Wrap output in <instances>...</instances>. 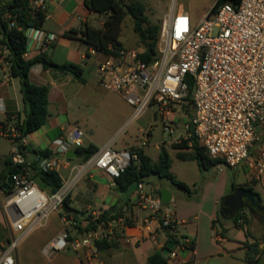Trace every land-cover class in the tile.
Instances as JSON below:
<instances>
[{"label": "built area", "instance_id": "2783aa9c", "mask_svg": "<svg viewBox=\"0 0 264 264\" xmlns=\"http://www.w3.org/2000/svg\"><path fill=\"white\" fill-rule=\"evenodd\" d=\"M31 4L34 9L48 12L47 0H32ZM212 8L196 26L186 13L173 10L166 16L160 24L158 56L153 61H144L140 57L142 51L126 47L114 54H104V61L98 65L100 83L106 90L122 95L134 109L132 123L155 106L164 131L173 135L179 128L184 130L174 139L176 143L187 141L192 146L197 142L211 158L230 168L243 165L259 179L264 172V0L228 1L215 12ZM25 34L27 53L34 44L46 51L57 39L42 28H29ZM0 48L4 78L8 80L9 65L4 60L7 49ZM191 83L194 91L189 101ZM190 102L191 117L180 121L177 114L183 113ZM18 136L12 122L0 127V137H8L14 143ZM150 138L151 131L147 130L139 146L123 150L103 148L84 167L101 169L116 180L139 159V150L149 145ZM84 139V131L73 127L54 141L49 157L39 159L40 169L59 173L70 169L71 159L66 155L84 147ZM10 158L15 166L26 163L16 144ZM16 171L5 208L19 236L0 255V264H16L13 251L20 240L42 226L52 213L61 215L65 228L43 248V253L50 256L84 251L88 258L84 264H97L98 244L113 235L114 220H102L95 229L78 233L100 216L94 212L90 221L71 217L64 210L65 200L80 174L73 175L71 168L70 175L63 178L62 188L48 193L26 170ZM134 200L138 209L148 212L145 223L159 225L175 243L164 264H196V260L190 262L180 257L182 251L193 252L195 243L178 236L174 206L165 205L161 195L152 189L147 191L144 183L138 184ZM244 223V217L238 220L239 226Z\"/></svg>", "mask_w": 264, "mask_h": 264}, {"label": "crops", "instance_id": "0c3cea01", "mask_svg": "<svg viewBox=\"0 0 264 264\" xmlns=\"http://www.w3.org/2000/svg\"><path fill=\"white\" fill-rule=\"evenodd\" d=\"M47 6V19L42 29L54 34L57 39L46 52L56 64L72 63L80 66L84 71L83 77L86 83L81 84L74 76L53 68L45 69L42 66H35L30 72L32 83L38 86H49L48 121L39 130L21 141V145L25 147L24 167L38 186L37 180L33 178L32 165L39 164L38 161L41 158L39 152L48 151L51 154L54 141L66 135L75 126L84 131L85 146L93 144L99 150L108 146L116 150L139 146L123 135L124 121L133 114L127 116L122 112L120 103L126 105L128 103L119 93L112 92L116 106L113 115L106 118L107 122L113 120L116 123L115 126H109L105 120L102 128L92 125V120L99 110L92 103L98 98L99 89H105L98 75V65L104 61L105 56L88 50L80 40L67 37L64 33L70 29L81 30L85 23L92 24V20L97 15L87 9L85 0H47ZM176 12L188 14L193 26L198 25L207 13H204L200 19H193L191 13L185 8ZM39 52L41 50L38 44H34L26 56L34 57ZM4 70V63L0 57V124L9 114L15 115V119L16 114L24 109L20 80L12 77L6 80ZM97 129H99L100 137L95 134ZM14 147L15 144L10 138L0 137V255L8 248L11 241L19 236L13 230L11 219L5 208L8 193L5 192L4 186L7 179L5 183L2 180L6 162L11 160L10 156ZM160 147H158L159 152ZM142 149L153 161L158 160L159 153L153 158L146 148ZM76 159L79 161H75ZM76 159L70 160V166L74 168L72 174H80V178L68 196L71 207L83 213L82 218L92 216L94 212L101 214L111 208L118 209L120 214L119 218L113 222L114 233L107 240L108 245L99 249L96 263L148 264L151 256L163 254L168 241L170 242L169 235L159 225L145 223L148 212L135 206L134 199L138 185L131 186L127 191H121L116 180L105 171L98 168L86 169L85 162L81 158ZM182 162L185 164L179 168L178 174L173 163L171 171L178 180L189 186H195L200 191L198 197L189 198L165 182H160L159 186L148 189L155 190L159 194L161 190L170 192V204L175 208L178 221V236L188 237L195 243L193 252L182 251L180 257L190 262L196 260V264H248L247 257L250 254V258L256 264H260L264 257V172L259 179H256L251 175L250 170L241 165L245 171V178L237 181L222 168L223 164L205 174L201 172L196 161ZM71 168L63 169L68 172L67 176L70 175ZM62 171L60 175L65 178ZM246 185L252 187V191L258 196L259 206H246L240 210L239 213L243 214L245 223L239 226L235 223L236 216L230 219L223 216L222 202L227 195L236 191L234 188ZM44 191L51 193L47 189ZM71 217L75 216L71 215ZM223 219L231 220L238 230L232 229L233 226L225 223ZM64 228L61 215L50 214L42 226L20 240L13 251L16 264L86 263L88 258L84 251L76 253L70 250L50 256L43 253V248L61 234Z\"/></svg>", "mask_w": 264, "mask_h": 264}, {"label": "trees", "instance_id": "16d2710c", "mask_svg": "<svg viewBox=\"0 0 264 264\" xmlns=\"http://www.w3.org/2000/svg\"><path fill=\"white\" fill-rule=\"evenodd\" d=\"M231 1L237 3V0H216L212 12H215L222 4ZM32 0H0V46L7 49L4 55L5 62L9 65V72L12 78L20 80L21 93L24 102V109L21 113L15 115L9 114L7 119L0 124L4 126L13 123L17 129L19 136L14 139V143L18 145L19 151L23 154L25 147L21 145V141L29 134L39 130L46 124L49 119V86H38L32 83L30 72L35 66H42L45 69L53 68L56 71L70 74L85 84L83 77V69L76 64L59 65L52 61L46 51H41L34 57H27L28 39L25 31L29 28H43L47 11L34 9L31 4ZM87 9L97 16L104 17L101 27H96L91 23H85L81 30L70 29L64 33L65 36L72 39L80 40L88 50H94L102 54H114L124 48L120 41L122 25L129 16L133 20V28L142 43L144 50L140 54L144 61H153L158 56V40L160 33V25H152L146 15V6L141 1L127 2L126 0H85ZM1 49V48H0ZM188 80V78H187ZM194 86L191 83L189 87L188 100L191 96ZM186 114H190L192 107L191 102L184 106ZM193 141V139L191 140ZM177 157L182 161H196L202 171H209L223 164L220 160H215L209 156L206 150L194 142L189 146L187 141L181 144H175ZM79 158L86 162L92 156L99 152V148L93 144L78 148ZM41 158L49 157L48 151L39 152ZM138 160L128 167L120 178L116 179V184L121 191H127L131 186L145 183L152 176L160 179L168 180L173 186L190 195L193 191L191 186L180 181L172 173V158L168 149L162 145L160 147L159 157L157 161L147 155L143 149L139 150ZM18 169H25L23 166H15L12 160H7L6 168L2 174V180L5 183L8 175L13 174ZM35 178L41 189L49 190L51 193L58 192L63 186V178L59 172L43 171L39 164L32 165ZM252 190L248 185L243 186ZM239 188V187H238ZM238 188H234L237 190ZM11 190L6 191L10 193ZM159 193V192H158ZM64 210L69 215L81 217L83 213L78 212L71 207V201L68 197L64 203ZM120 216L119 210L111 208L102 212L90 226L80 233L89 232L97 227L102 220H116ZM243 217L242 213H238L235 217V223ZM91 221L92 216H87ZM169 243V241H168ZM108 245L107 240L98 244L99 249H103ZM166 257L162 253L155 254L148 259V264H164ZM248 264H256L252 258L247 257Z\"/></svg>", "mask_w": 264, "mask_h": 264}, {"label": "rangeland", "instance_id": "374dc122", "mask_svg": "<svg viewBox=\"0 0 264 264\" xmlns=\"http://www.w3.org/2000/svg\"><path fill=\"white\" fill-rule=\"evenodd\" d=\"M127 2H135V1H141L146 6V15L148 16L150 23L152 25H160L165 16H168L171 14L173 10L179 11L181 8H185L187 11H189L192 15V18L200 19L204 15V13L210 11L212 6H214L216 0H126ZM104 22V17L101 16H95L92 20V24L101 27ZM120 41L123 43L125 47H128L129 49H137L139 51H143L144 47L142 43L140 42V39L138 35L135 33L133 28V20L131 17H127L122 25V32L120 36ZM99 95L98 98L95 99L94 107H98L99 110L96 112V116L92 120L93 127L102 128V126L105 125V122H107V119L110 118L111 115H113V110L115 109L116 102L114 99V94L112 91H108L106 89H99L98 91ZM106 103V104H105ZM101 104L100 106H98ZM122 112H124L127 116L132 115L134 113V109L130 105H126L125 103H120ZM192 113V110L190 114ZM180 121H183L184 119H189L191 115L186 114L184 111L183 113L177 114ZM133 116L128 117L127 120L124 121V127H123V135L125 137H128L135 141L138 145L141 144L142 140L144 139V131L150 130L151 131V138H150V144L146 146V151L154 158L159 153L158 147L160 145H164L172 158V163L174 164V169L176 173H179V168L184 166V162L180 160L177 157V151L174 148L175 144H178L175 142V138L177 135L184 134V130L182 128H179L176 130V133L173 135H170L169 132L164 131L162 118L159 116V114L156 112V107L151 106L149 109L146 110V112L136 121L133 123L131 122ZM107 118V119H106ZM113 118V117H111ZM105 120V122H104ZM109 126H115V122L108 121L107 122ZM111 128V127H110ZM99 129L95 132L96 136L100 137V133L98 132ZM107 132V131H106ZM105 133V131H104ZM102 134V133H101ZM75 161H79L76 159ZM222 168L229 172L231 175V178H236L237 181H242L245 178V171L243 166H239L238 168H230L227 165L223 163L221 165ZM214 169V168H213ZM201 170V169H200ZM212 170V169H211ZM202 173H209L208 171H202ZM67 171L63 170L62 175L67 178ZM160 182H165L169 184L173 189L185 194L187 197H198L200 191L195 187L191 186L192 193L190 195L186 194L184 191L178 189L177 187L173 186L168 180L166 179H160L156 176H152L146 180V190L150 189L153 186H159ZM223 221L230 226H233L232 229L235 231L238 230L236 226L233 225L231 220H224ZM241 229V228H240ZM74 232V231H73ZM79 234L80 231L78 232ZM260 264H264V257L262 258V261Z\"/></svg>", "mask_w": 264, "mask_h": 264}, {"label": "water", "instance_id": "95a60500", "mask_svg": "<svg viewBox=\"0 0 264 264\" xmlns=\"http://www.w3.org/2000/svg\"><path fill=\"white\" fill-rule=\"evenodd\" d=\"M68 159H76L79 158V154L77 151H69L67 153ZM17 173V171L13 172V174ZM13 176L12 174L7 178V182L4 186V189L6 191L11 190L13 186ZM162 201L165 203V205H170L171 203V194L167 190H161L160 192ZM247 200L251 204H247ZM259 206V198L258 196L250 189H246L244 187L238 188L237 191L233 194L227 195L222 202V214L226 218H234L240 210L244 209L246 206L251 207ZM175 243L173 241H170L165 248L163 252V256H167L171 250L174 248Z\"/></svg>", "mask_w": 264, "mask_h": 264}, {"label": "flooded vegetation", "instance_id": "af4514ba", "mask_svg": "<svg viewBox=\"0 0 264 264\" xmlns=\"http://www.w3.org/2000/svg\"><path fill=\"white\" fill-rule=\"evenodd\" d=\"M236 191H237V190H236ZM236 191H235V192H236ZM235 192H234V193H235ZM248 203L251 204V203L247 200V204H248ZM239 212H240V211H239Z\"/></svg>", "mask_w": 264, "mask_h": 264}]
</instances>
